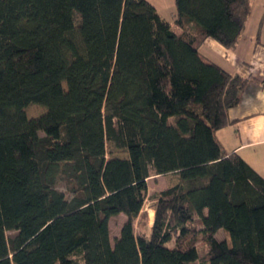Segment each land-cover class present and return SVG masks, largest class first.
Masks as SVG:
<instances>
[{
	"label": "trees",
	"instance_id": "obj_1",
	"mask_svg": "<svg viewBox=\"0 0 264 264\" xmlns=\"http://www.w3.org/2000/svg\"><path fill=\"white\" fill-rule=\"evenodd\" d=\"M252 1L174 0L169 22L149 0H0V264H264V177L216 136L248 79L198 49L234 48Z\"/></svg>",
	"mask_w": 264,
	"mask_h": 264
},
{
	"label": "crops",
	"instance_id": "obj_2",
	"mask_svg": "<svg viewBox=\"0 0 264 264\" xmlns=\"http://www.w3.org/2000/svg\"><path fill=\"white\" fill-rule=\"evenodd\" d=\"M154 6L167 21L174 22L176 7L167 12ZM198 49L227 72L248 79L241 102L228 111L230 123L217 130L216 136L228 152L239 153L264 177V0L252 1L251 13L234 48L207 37Z\"/></svg>",
	"mask_w": 264,
	"mask_h": 264
},
{
	"label": "rangeland",
	"instance_id": "obj_3",
	"mask_svg": "<svg viewBox=\"0 0 264 264\" xmlns=\"http://www.w3.org/2000/svg\"><path fill=\"white\" fill-rule=\"evenodd\" d=\"M155 5L159 6L160 8H164L167 12L170 11L171 7H175L174 0H151ZM47 108L44 105L32 103L26 108V113L28 117H37L41 114L45 113ZM111 157H128V151L126 149L117 148L113 142H107V158ZM178 179L172 174H164L159 176H152L148 179V191H147V198L145 200V205L143 208L142 216H139L135 219V229L136 231H145L147 234L150 233L151 228L153 226L152 217H151V210H154L155 206V197L156 195L163 189L167 188L169 185L175 182ZM61 188L66 189L64 183L59 184ZM155 219V213H154ZM127 220V215L124 213H120L118 215L110 217L109 226H110V236L111 242L114 244L115 238L119 236L121 227L123 223ZM144 222V225L141 223ZM152 224V225H151ZM217 238H229L228 232L224 229H220L217 234ZM171 245L174 244V241L170 242ZM198 247L200 250L201 257H204L207 253L208 246L199 239Z\"/></svg>",
	"mask_w": 264,
	"mask_h": 264
},
{
	"label": "bare ground",
	"instance_id": "obj_4",
	"mask_svg": "<svg viewBox=\"0 0 264 264\" xmlns=\"http://www.w3.org/2000/svg\"><path fill=\"white\" fill-rule=\"evenodd\" d=\"M154 213H155L154 210H151V214H150V215H151V217H152V222L154 221ZM153 223H154V222H153ZM153 223H152V224H153ZM152 224H151V225H152Z\"/></svg>",
	"mask_w": 264,
	"mask_h": 264
}]
</instances>
